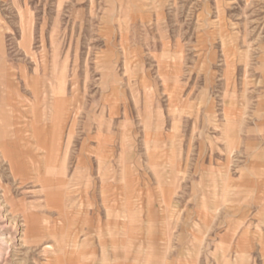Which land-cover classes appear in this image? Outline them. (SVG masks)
I'll return each mask as SVG.
<instances>
[{"label":"rangeland","instance_id":"374dc122","mask_svg":"<svg viewBox=\"0 0 264 264\" xmlns=\"http://www.w3.org/2000/svg\"><path fill=\"white\" fill-rule=\"evenodd\" d=\"M0 258L264 264V0H0Z\"/></svg>","mask_w":264,"mask_h":264},{"label":"bare ground","instance_id":"6f19581e","mask_svg":"<svg viewBox=\"0 0 264 264\" xmlns=\"http://www.w3.org/2000/svg\"><path fill=\"white\" fill-rule=\"evenodd\" d=\"M3 242V241H2ZM1 259V258H0Z\"/></svg>","mask_w":264,"mask_h":264}]
</instances>
